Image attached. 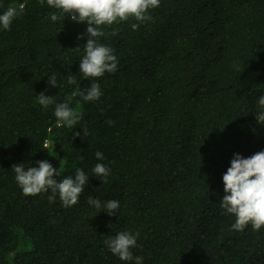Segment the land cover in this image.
Returning <instances> with one entry per match:
<instances>
[{"label": "trees", "instance_id": "obj_1", "mask_svg": "<svg viewBox=\"0 0 264 264\" xmlns=\"http://www.w3.org/2000/svg\"><path fill=\"white\" fill-rule=\"evenodd\" d=\"M20 3L0 28V264H264V226L231 230L220 207L234 154L264 151V0H160L137 30L100 26L118 64L95 80L79 73L87 24L51 21L46 0H0V14ZM69 75L82 90L99 84V100L72 97ZM41 92L70 99L80 122L58 125ZM44 160L58 181L77 168L89 176L78 204L22 194L13 165ZM97 163L107 177L94 176ZM88 196L120 207L109 216ZM121 231L139 233L132 261L104 243Z\"/></svg>", "mask_w": 264, "mask_h": 264}, {"label": "clouds", "instance_id": "obj_2", "mask_svg": "<svg viewBox=\"0 0 264 264\" xmlns=\"http://www.w3.org/2000/svg\"><path fill=\"white\" fill-rule=\"evenodd\" d=\"M160 0H46L47 7L54 9L50 20L55 22L70 17L75 23H85L87 43L84 45V55L79 61V73L88 79L102 77L105 73L117 71V57L114 50L98 42L99 37L105 36L100 26H111L114 22H126L135 20L131 24L133 30H137L140 24L151 20L149 12L159 6ZM26 5L9 6L3 14H0V28L9 30L13 20L23 14ZM58 13V14H57ZM118 31V30H117ZM117 31L111 34L116 35ZM83 37H77L82 39ZM79 50V47L76 48ZM69 85H75L72 97H79L84 102L97 101L102 95L99 84L91 83L90 87L81 89L76 76L67 77ZM47 84L57 88V78L53 74L47 79ZM40 106L47 109L55 104L54 116L57 124L69 128L77 125L81 120V112L78 108L70 107L71 100L63 103H55L54 96H46L44 92L36 95ZM256 122L264 126V95L258 99V111ZM111 124V121H108ZM97 160H103L102 152L95 153ZM38 166L25 167L24 164L13 165L15 181L22 190L24 196L51 192L49 202H54L57 196L63 207L68 208L80 202V196L84 192L89 176L79 168L74 176H66L58 181L57 168H54L47 160L36 162ZM111 169L103 163H97L92 172L95 177H107ZM224 196L220 201V207L226 214L233 215L235 222L231 230L243 231L251 224L253 231H258L264 226V151H259L250 157L244 158L234 154L230 161V167L222 177ZM87 203L97 209L103 208L109 216H115L120 207L117 200H109L101 204V201L88 196ZM139 233L129 231L118 232L114 237L109 236L104 243L108 250L121 261H132V248L136 247ZM142 257H135V264H142Z\"/></svg>", "mask_w": 264, "mask_h": 264}]
</instances>
